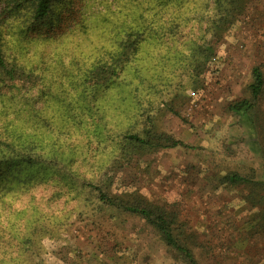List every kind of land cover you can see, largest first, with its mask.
Listing matches in <instances>:
<instances>
[{"label": "trees", "instance_id": "16d2710c", "mask_svg": "<svg viewBox=\"0 0 264 264\" xmlns=\"http://www.w3.org/2000/svg\"><path fill=\"white\" fill-rule=\"evenodd\" d=\"M77 1L81 7L67 20L71 0H1L0 210L14 190L37 191L57 175L101 206L140 217L180 264H200L191 247L200 245L197 230L140 193L113 194L108 168L114 155L183 145L150 113L157 77L195 54L205 57L211 48L204 38H218L243 0H110L99 8L103 0ZM205 13L204 35H191ZM178 38L188 40L181 45ZM262 98L264 65L257 62L247 96L226 103L263 167L259 178L236 171L220 178L240 187L256 210L242 239L264 233V115L256 119ZM4 219L0 264H25L55 227L37 206Z\"/></svg>", "mask_w": 264, "mask_h": 264}, {"label": "rangeland", "instance_id": "374dc122", "mask_svg": "<svg viewBox=\"0 0 264 264\" xmlns=\"http://www.w3.org/2000/svg\"><path fill=\"white\" fill-rule=\"evenodd\" d=\"M200 1L193 0L195 5ZM71 3L67 20L82 4ZM237 8L236 19L218 38H204L211 48L205 57L195 54L157 77L150 113L158 129L183 145L134 157L114 155L108 168L113 194L140 193L177 210L181 221L197 230L200 245L191 247L200 264H264L261 229L241 236L248 233L244 226L254 220L255 208L241 198L240 187L220 179L227 171L259 178L263 170L259 153L249 147L246 131L226 103L247 96L253 65H264V0H243ZM206 15L193 23L191 35L203 32ZM178 40L183 45L188 38ZM262 100L256 119L264 115ZM43 184L34 192L14 190L0 210L1 226L4 214L28 213L32 206L55 218L52 232L38 245L39 254L25 264H180L140 217L101 206L57 175Z\"/></svg>", "mask_w": 264, "mask_h": 264}]
</instances>
